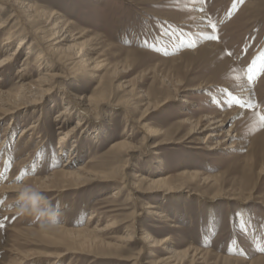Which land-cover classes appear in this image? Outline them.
Masks as SVG:
<instances>
[{
    "label": "rangeland",
    "instance_id": "374dc122",
    "mask_svg": "<svg viewBox=\"0 0 264 264\" xmlns=\"http://www.w3.org/2000/svg\"><path fill=\"white\" fill-rule=\"evenodd\" d=\"M35 3L45 16L41 26L50 14L67 24L72 37L62 56L82 69L86 58L78 56L91 50L101 54L108 67L96 79L63 74L43 99L37 95L32 108L20 105L10 115L0 114V182L14 177L16 186L27 191L33 190L34 179L48 177L51 191L0 195V264H52L56 254L65 252L59 264H148L153 258L146 249L142 252L141 242L126 239L143 224H151L147 230L154 239L169 234L167 221L153 217L148 222L144 217L149 205L181 225L172 232L180 243L175 246L178 263L264 264V127L259 120L264 114V74L257 71L248 79L252 63L257 69L262 63L264 0H242L234 9V0ZM9 13L1 7L0 21ZM208 20L217 24L218 39L203 35L211 33ZM31 42L36 43L27 34L0 90L18 86L16 69L25 57L37 54ZM49 63L41 74L51 69L49 65L62 74L59 65ZM36 77L30 73L27 82ZM100 81L102 87H97ZM245 86L252 88L254 105L232 118L238 106L226 103L227 93L236 95ZM67 94L96 95L105 104L90 116L70 107L71 117L63 120L58 116L68 105ZM164 101L169 103L152 111ZM146 113H151L146 124L157 131L154 137L139 129L137 121ZM204 116L214 117L210 129L187 139L191 126L184 119ZM78 120L82 127L60 144L57 133L72 131ZM221 120L226 126L216 129ZM32 124L40 143L25 147L20 133ZM230 128L231 138L226 137ZM211 134L224 139L222 148H214L221 138L204 140ZM119 142L135 151L112 147ZM230 142L236 148L228 149ZM73 150L69 169L78 179H53L50 175L61 170ZM143 177L147 179L141 181ZM157 179L164 181L151 186ZM94 226L100 230L96 237L111 246L102 248L96 241L93 248L88 240L80 245ZM35 255L40 256L30 261Z\"/></svg>",
    "mask_w": 264,
    "mask_h": 264
},
{
    "label": "bare ground",
    "instance_id": "6f19581e",
    "mask_svg": "<svg viewBox=\"0 0 264 264\" xmlns=\"http://www.w3.org/2000/svg\"><path fill=\"white\" fill-rule=\"evenodd\" d=\"M35 1L36 0H22V1L0 0V4L2 3L1 7L3 9L11 10V13L8 14L7 19L5 21H0V37L1 36L3 37L2 39H0V53L6 52L4 56L0 58V83L3 81V77L7 73V70L13 66V64L16 61V58L20 55V51L22 50L23 46L25 47V39H26L27 34L30 36V38H32L36 42V43L31 42L30 43L31 46L32 44H34L36 45V48L38 47L37 54H32L33 55L32 58L34 57L35 58L31 59L29 56L25 57V60L23 61L22 66L16 69L15 77H17L16 83H18V86L10 88L9 91H5V92L0 90V114L2 115L3 114L10 115L11 113L16 112L17 111L15 110L16 107L20 105H23L26 108L28 107L32 108L35 104H37V103H34L37 95L39 94L42 95L41 97L43 99L44 93L48 92V90H53L55 88L54 86L58 84V80L63 78V74H66L67 76L70 74L72 75V77L87 74L91 78L96 79L98 78L97 74L108 67V63L105 61V59L101 57L102 55L101 54L97 55V53H92L93 51L91 50L89 53L81 52L80 53L81 56L80 55L78 56L79 58H83V57L86 58L84 62L82 60V64H83L82 69H79L76 67L75 61L71 60L72 58H67V57L62 56L61 55L62 48L66 42H69V38L72 37L70 36L71 32L68 30L67 24H63V22L58 21L59 15L57 16V15L50 14L49 17L44 21L45 25L41 26L45 16H43L42 11H40V8L36 5ZM1 7H0V10H1ZM194 7L199 8L198 5H194ZM199 17L201 18V14H199ZM180 25L187 27L190 25V23L182 22ZM23 35L25 36L22 37ZM20 38H24V39L20 40V43H18V45L16 46L14 50L8 52L7 49L9 48V46H11L14 41H17ZM70 41L73 42V39H71ZM49 62H53L59 65L60 69L62 70V74L57 73V72H52L51 70H54V69L50 65L48 68H51V69L44 72V74H41L40 71L43 70L44 68L43 66H45ZM29 64L32 65V68H30V70H29ZM33 72L36 74L37 77L27 82L28 80L26 79L27 76ZM30 78L31 77H29V79ZM101 85L102 83L100 81L97 87H100ZM203 86L204 85H200L197 88H202ZM211 87H213L212 84H211ZM251 94H252V88L245 86V88L240 90L239 93L236 94V96H239L242 100H244L249 105V107H251L254 105V102L252 99L253 97L251 96ZM65 99L68 105L64 106V108L62 109V112L58 116V117H61L63 120H66V118L71 117V112H70L71 109H76V111L79 114H83L84 116H90L91 114H94L101 105L105 104V102L101 100V98H97L96 95L94 96L92 95L91 97L86 98V97H83L81 94L79 95L67 94ZM168 103L169 101L158 103L152 111L156 110L157 108L159 109L161 106L168 104ZM113 106L117 108V107H120L121 105L114 104ZM70 107L72 108L70 109ZM249 107L240 108L238 106L235 109V111L232 112V115H231L232 118L235 117L236 115L245 114ZM150 114L151 113H146L145 115H143L137 121V123H139L138 126L140 130H143V131L147 130L146 135L148 137H154L156 136L154 132H157V131L150 130L148 125L146 124V121L149 118ZM213 118L204 116L202 118H198L195 120L184 119L183 123L187 125L190 124L191 126V131L188 134L187 139L191 138L194 135H199V134L203 135L204 132H207V130L210 129L209 126L212 125L211 122L214 121ZM218 123L220 124L218 125V127H216V129L226 126V124L223 123V120L218 121ZM10 125H11L10 127H13L15 126V123L13 122ZM36 127L37 126L35 124H32L30 125V127H27L21 130L22 132L20 133V136L25 142L24 143L25 147L41 139V136L35 135V131L37 129ZM81 127H82L81 123L78 120L76 123V126L74 127V129H72V131H68L64 133L58 132L57 134L58 135L60 134V136L58 137L59 143L61 144L65 142L67 139H70L71 138L70 133L74 132L75 130ZM231 128L227 130L226 137L231 138L232 136L230 134ZM12 129L13 128H11V131ZM210 137L221 138L220 134L218 135L211 134L210 136L207 135L205 139L204 138L203 139L206 140ZM233 137L238 138L237 134H234ZM223 140L222 138L216 142L213 140L214 143H216L214 148L216 149L222 148V145L225 142ZM2 143H4V139L1 141V144ZM158 144H161V142ZM125 146H127L126 149H129L128 150L129 152L135 151L134 147L130 146L126 142L124 143L119 142V144H115L112 147L119 148V147H125ZM228 146L229 147L227 148L231 150L233 148H236V145H234L232 142H230V145ZM211 150H214V149L211 148ZM75 153H76V150H73V153L70 154L66 162L67 164L63 163L60 171H56L55 173L50 175L53 179H56L57 177H61V178L68 177V178L78 179V175L76 174L77 172L75 173L69 169L70 165L72 164V160H74ZM40 158H41V151L39 152V156L37 160L39 161ZM65 168H68V169H65ZM47 178L48 177L44 179H34V181H32L33 190L22 191V187H17L15 184L16 182H14L16 178L8 177L7 180L0 182V195L4 197L7 194H12V193L20 194L21 192H26V193H34V194H37L35 196H38L39 193L51 192L48 186V181H50V179H47ZM146 179L147 178L143 177L141 181L146 180ZM163 181L164 179H157L154 181H150V185L153 186L155 184H162ZM120 185H123V184H120ZM136 188L137 189L135 191H137L138 193L145 194L144 191L142 192L140 189H138V187ZM119 192L120 191H115L114 195H117ZM145 210H146V213L144 214V217H146L148 222L153 217L157 218V222L167 221L168 223L167 227L170 229L169 234L162 239H154L152 238V236H150L151 234L147 230V228L150 227L151 224H143L142 226L134 228L132 231V234L129 233V235H127L128 239L126 240L129 242H133V238H136L138 241L141 242L142 252L146 249L150 253V256L153 258V260L150 261L148 264H183L184 260L178 263L179 251L175 249V246L179 245L180 243L177 242V240L172 234V232L180 230L181 225L175 222L174 220H172L169 214L164 210H160L156 212L155 207L151 205L147 206ZM139 216H141V214ZM92 219L93 217H89V221ZM98 228L94 226V229L92 230L94 232L84 233L85 236H87V238H85L84 241L82 239V242H80V245H84L85 241L88 240L91 242L90 247H93V248H95V246H93L92 244L93 243L95 244L96 241H99V245L102 248H108L109 246H111V245H108L107 243L100 241L96 237L95 232L96 233L100 232ZM112 247L119 249V247H117L116 245H112ZM67 255H68L67 252L63 254H56L54 256L56 260L53 261L52 264H59L63 260V258ZM139 256H140V253L138 254V257ZM37 257L36 255L34 257L32 256L30 258V261L36 260L35 258Z\"/></svg>",
    "mask_w": 264,
    "mask_h": 264
},
{
    "label": "snow or ice",
    "instance_id": "6c2138e0",
    "mask_svg": "<svg viewBox=\"0 0 264 264\" xmlns=\"http://www.w3.org/2000/svg\"><path fill=\"white\" fill-rule=\"evenodd\" d=\"M242 0H234L233 3V9L235 8L236 4L241 3ZM207 27L209 29H211V33H204L203 35L207 38V39H218V36L216 35L217 32V24L212 21V20H208L207 21ZM229 55H231V53H229ZM260 58H261V67L260 69H257L255 66V62L252 63L251 67H249L248 69V79L249 80H253L254 78V74L259 71L261 74H264V52L260 53ZM227 101L226 103L230 104V105H234V106H239L240 108H247L249 107V105L242 100L239 96L233 95L231 92L227 93ZM259 120L261 122V126L264 127V114H259ZM0 203H2V201H0Z\"/></svg>",
    "mask_w": 264,
    "mask_h": 264
}]
</instances>
